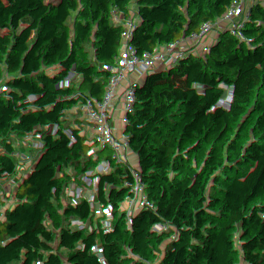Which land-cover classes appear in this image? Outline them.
<instances>
[{
    "label": "trees",
    "instance_id": "1",
    "mask_svg": "<svg viewBox=\"0 0 264 264\" xmlns=\"http://www.w3.org/2000/svg\"><path fill=\"white\" fill-rule=\"evenodd\" d=\"M17 1L7 0L0 13V25L9 18L12 30L0 39V68L12 52L27 50L9 69L10 84L48 89L44 109L23 95L0 96V264H42L32 256V239L62 228L70 208L62 195L73 194L82 178L74 142L88 146L97 135L101 151L91 172L100 183L183 147L217 109L219 74L263 41L264 0H173L166 16V0H30L24 12ZM135 3L144 6L142 15L136 8L124 21L114 17ZM105 4L109 13L98 10ZM73 9L78 19L69 27ZM145 19L171 38L137 51L127 42L128 24L136 39ZM107 36L120 38L119 61L96 51ZM174 43L179 51L169 55ZM260 72L264 80V66ZM104 86L116 87L105 103ZM217 125L204 159L212 172L183 161L165 185L108 203L86 264H264V185L253 180L252 157L264 141V83L231 95ZM27 209L30 216L21 217ZM187 218L189 238L178 235Z\"/></svg>",
    "mask_w": 264,
    "mask_h": 264
},
{
    "label": "built area",
    "instance_id": "2",
    "mask_svg": "<svg viewBox=\"0 0 264 264\" xmlns=\"http://www.w3.org/2000/svg\"><path fill=\"white\" fill-rule=\"evenodd\" d=\"M7 0H0V13L2 12ZM105 39V38H104ZM99 37L98 41L104 40ZM179 51V45L168 51L169 55H175ZM64 53L56 51L55 59L60 58ZM69 64V61H65ZM264 66V39L261 44L252 52H246L235 60L232 66L219 74L216 82V89L219 93V103L213 115L205 120L202 118L200 126L194 130L183 147L176 151H168L162 154L158 162H154L149 166L143 167L137 171L128 173L113 182L100 183L96 176L91 172L94 161L97 157L93 144L86 146L83 151L82 161V179L75 188L73 194H63L62 199L70 203V208L65 217L64 224L61 229L45 228L40 233V239L47 247L54 264H75L71 255L70 237L75 227L76 219L85 211L88 204H108L113 201L126 200V197L136 196L140 190L150 184H156L157 178H161L163 183L170 180V176L164 173V168L171 164H180L179 156L184 152H188L187 161L191 166L197 168L201 172L211 173L212 169L207 167L204 159L211 150V138L213 135L207 133V129L212 127L214 123L217 125L219 118L225 117L230 97L233 94L248 95L254 86H262L264 80L260 78V67ZM42 91L34 88L28 93H22L27 103H34L41 98ZM64 96V99H67ZM219 130V129H218ZM217 130V131H218ZM257 148L255 146L252 151ZM147 174V178L142 174ZM253 180L260 185H264V171H255ZM31 214V210L27 209L21 213V217L27 218ZM99 214H89L84 222L85 246L83 254L87 257L90 252L89 246L95 242L98 224L97 218ZM159 220L163 219L162 215H157ZM189 224L185 229H181L179 236L189 238L193 228V219H189ZM264 225L260 233V241H264ZM12 263L17 261V256L9 257ZM29 264H33L31 261Z\"/></svg>",
    "mask_w": 264,
    "mask_h": 264
},
{
    "label": "rangeland",
    "instance_id": "3",
    "mask_svg": "<svg viewBox=\"0 0 264 264\" xmlns=\"http://www.w3.org/2000/svg\"><path fill=\"white\" fill-rule=\"evenodd\" d=\"M29 1L30 0H23L21 2L22 4H21L20 7L28 5ZM123 4L126 5L127 1H124ZM173 4H174L173 0H166L165 1V6L167 7V10L164 11V13H163L164 16L169 15L172 12ZM128 5H132V4H128ZM105 8L110 10V6L109 5L105 4V5H102V6L101 5L98 6V10H101V11H103V9H105ZM136 8L138 9L136 13H138L139 15H142L144 13L143 12L144 6L141 5V4L135 3L132 6L124 7L123 12L116 13L114 15V17L116 19H118V20L124 21V20L128 19V17H130L132 14L135 13ZM74 10H76V9H74ZM146 17L150 18L147 15H146ZM145 22L146 23H142L138 27V32H137V38L136 39H134L133 36L131 35V33L134 31L133 23H131V24L129 23L128 24V27H129V31L128 32L130 33V35L127 38V42L130 43L135 50H137V51L140 50L142 48L143 43H145V42L151 43V42L156 41V40H169L171 38V34L170 33L163 32L161 30H156L155 29V25H151L149 19H145ZM155 32H156V34H154ZM11 33H12V30H11V26H10V19L8 18V19L5 20L4 25H0V39H2L3 37L10 36ZM105 41H106V37H105V39L102 42H100L101 44L106 45L105 51H106L107 55L105 57L107 58V57H109L111 55V56L115 57L116 61H119V59L121 58L120 38H118V37L115 38L113 36H109L107 38V41L106 42ZM175 45H176V43H174L172 46H170L168 48V51H171L175 47ZM61 46H62V43H61ZM96 51L97 52L99 51L98 53L101 54L99 49L96 48ZM62 53H64V52H62ZM26 56H28V51L27 50L22 51V52H18V53L17 52H12L11 54H9L4 59L3 64H2L3 66H2V68H0V72L2 73L3 78H4V87L0 91V96L4 95V93H9V92H12L13 94H17V93H21L22 94V93H27L28 92L27 90L26 91L24 90V89H27V87H28L27 85L24 86V87H19V86L10 84V81H9V69L14 64L19 62L20 60H24L26 58ZM39 88L42 91L41 92L42 96L38 100V103H40V105H41L40 106V109H41L47 103L46 102V97H47L46 96V90L48 88L47 87H42V88L39 87ZM166 92H168L167 89L164 91V94ZM17 95H19V94H17ZM106 95H107V92L103 93L104 100H106V98H107ZM157 99L160 100L161 97H158ZM217 124H218V121H217ZM218 129H219V127H218ZM92 140H93L92 144L94 145L96 153H99L100 146L97 143V136L95 135V133L92 134ZM73 152H75L74 148H73ZM183 161H187V160L186 159H182L181 162H183ZM179 167L180 166L178 164V167L176 168L175 172L174 173L170 172V173L175 174L178 171L177 169H179ZM156 185L163 186V185H165V183L162 182L161 178H159V179L157 178ZM128 199H129V197H126V200H128ZM10 201H13V199H11ZM189 219L190 218H187V220H189ZM188 224H189V221H187V224H186L185 227H183V229H185L188 226ZM40 235L41 234H38L37 235V239L36 238L34 239L35 241H33V243H34L33 245L40 246L42 244L41 239H40ZM27 247L28 248H33L32 244H30V243H28Z\"/></svg>",
    "mask_w": 264,
    "mask_h": 264
},
{
    "label": "crops",
    "instance_id": "4",
    "mask_svg": "<svg viewBox=\"0 0 264 264\" xmlns=\"http://www.w3.org/2000/svg\"><path fill=\"white\" fill-rule=\"evenodd\" d=\"M22 1L23 0H18L17 1V5L19 7L21 6V4H22L21 2ZM27 6L28 5L20 7V12L26 11ZM49 11H50V7L47 8V11L43 14L42 18H44L45 15ZM103 12L104 13H109V9L105 8V9H103ZM78 13H79L78 9L77 10L73 9L71 12H69V27H71L74 22H77ZM41 25L42 24L38 25L39 28L41 27ZM68 32H69V28L67 27V33ZM108 37L109 36L106 37V41H107ZM101 46H103L100 49L102 51L101 53L105 57L107 55V53H106V51L104 49L106 47V45L101 44ZM65 50H66V44L64 42V43H62V46H60L58 48V51H61V53H62V52H65ZM27 57L28 56H26V58ZM20 61H22V60H20ZM26 85L28 87H27V89H24V90L25 91L27 90L28 92H30L34 88H37L31 82H28ZM114 88L116 89V87L111 88V87H108V86H104L103 93L107 92L106 100L108 99L109 95L114 91ZM17 94L20 95L21 93H17ZM106 100H104V102ZM46 102H47V97H46ZM44 108H45V106L43 107V109ZM100 125H101L100 123H97L95 125V129H96L97 126H100ZM217 130H218V126L216 125V123H214V125H212V127L207 129L208 137H209V135H213L215 132H217ZM93 133H95V132L93 131ZM92 134H91V139H92ZM92 142H93V140H92ZM73 148H74L75 153L83 154V151L85 150L86 146H84V144L82 142L76 140L74 142V144H73ZM100 151H101V148H100L99 152ZM187 154H188V152L184 151L179 156L178 160H180V161L182 159H186L187 160ZM252 157H253V160H254L255 171H258V172L264 171V141L262 143H260L259 145H257V148L254 151H252ZM177 167H178L177 163H175V162L171 163V164L167 165L164 168V173L171 177L172 174L175 172ZM170 172H173V173H170ZM142 176L146 177V179H148L147 178V174L143 173ZM106 206H107V204H105V203L104 204H100V203L88 204L86 209H85V211L80 215V217H78L76 219L75 227H74V229L72 231V234H71V237H70L71 255L74 258L75 264H86V256L83 254V248H84V246L86 244V242H85V233H84V222H85L86 218L88 217L89 214H94L95 213V214L101 215L104 212V210L106 209ZM35 238L37 239V237H35ZM34 239H32V241H35ZM34 248H33L32 256L34 255L37 258L38 257L41 258L42 259V264H54V261H53L51 255H50L47 247L44 245L43 242H42V244L40 246H35Z\"/></svg>",
    "mask_w": 264,
    "mask_h": 264
},
{
    "label": "water",
    "instance_id": "5",
    "mask_svg": "<svg viewBox=\"0 0 264 264\" xmlns=\"http://www.w3.org/2000/svg\"><path fill=\"white\" fill-rule=\"evenodd\" d=\"M52 123V122H51Z\"/></svg>",
    "mask_w": 264,
    "mask_h": 264
}]
</instances>
